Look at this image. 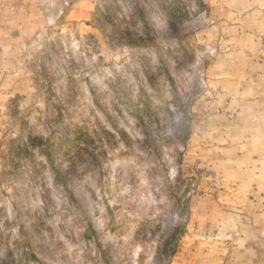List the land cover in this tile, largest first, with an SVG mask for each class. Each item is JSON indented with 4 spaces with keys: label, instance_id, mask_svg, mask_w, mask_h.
Listing matches in <instances>:
<instances>
[{
    "label": "rangeland",
    "instance_id": "1",
    "mask_svg": "<svg viewBox=\"0 0 264 264\" xmlns=\"http://www.w3.org/2000/svg\"><path fill=\"white\" fill-rule=\"evenodd\" d=\"M0 264H264V0H0Z\"/></svg>",
    "mask_w": 264,
    "mask_h": 264
}]
</instances>
